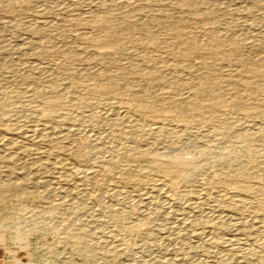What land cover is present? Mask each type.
I'll list each match as a JSON object with an SVG mask.
<instances>
[{"label": "rangeland", "instance_id": "obj_1", "mask_svg": "<svg viewBox=\"0 0 264 264\" xmlns=\"http://www.w3.org/2000/svg\"><path fill=\"white\" fill-rule=\"evenodd\" d=\"M0 139V264H264V0H0Z\"/></svg>", "mask_w": 264, "mask_h": 264}, {"label": "bare ground", "instance_id": "obj_2", "mask_svg": "<svg viewBox=\"0 0 264 264\" xmlns=\"http://www.w3.org/2000/svg\"><path fill=\"white\" fill-rule=\"evenodd\" d=\"M97 19V18H96ZM100 19V18H99ZM99 21V20H98ZM102 21V20H101ZM100 21V22H101ZM95 22V21H94ZM93 22V23H94ZM90 37V36H89ZM92 38V37H91ZM88 41V40H87ZM185 42V41H184ZM199 48V47H198ZM198 53V52H197ZM249 79V78H248ZM56 87V86H55ZM56 90V89H55ZM53 101V100H52ZM130 104V103H129ZM134 104V103H133ZM138 106H139V104L138 105H136L135 107H136V109L137 110H139L140 109V107L138 108ZM133 107H134V105H133ZM132 107V108H133ZM142 108V107H141ZM141 110V109H140ZM1 140V139H0ZM1 144V143H0ZM178 160V159H177ZM159 161V160H158ZM41 162V161H40ZM44 162V161H43ZM187 167L188 165L186 164V162L185 161H181L180 159L178 160V161H176V159H175V161L173 160L172 162H168V164L167 165H163V163L162 162H160L159 163V165H158V168L160 169V170H162V171H169V173H170V170L171 171H174V169H176V168H184V167ZM173 169V170H172ZM177 169V170H178ZM167 172H165L166 174H168ZM180 172V171H179ZM173 174V173H172ZM168 175H171V174H168ZM239 177V176H238ZM236 178V177H235ZM240 178L238 179V178H236V179H233V181L232 182H235V181H237V183L238 184H240ZM251 186V185H250ZM256 188V187H255ZM261 190L262 191H264V185L263 186H261ZM259 191H260V188H259ZM258 195V194H257ZM13 237H16L17 238V236H13ZM9 238V237H8Z\"/></svg>", "mask_w": 264, "mask_h": 264}]
</instances>
